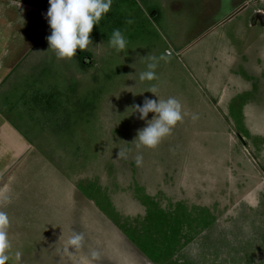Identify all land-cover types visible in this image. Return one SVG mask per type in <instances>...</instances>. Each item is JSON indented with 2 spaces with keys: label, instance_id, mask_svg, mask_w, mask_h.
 <instances>
[{
  "label": "rangeland",
  "instance_id": "1",
  "mask_svg": "<svg viewBox=\"0 0 264 264\" xmlns=\"http://www.w3.org/2000/svg\"><path fill=\"white\" fill-rule=\"evenodd\" d=\"M159 6L112 1L77 49L88 64L55 55L47 20L18 21L33 26L17 34L22 49H6L22 61L0 92L19 99L7 118L30 142L0 164L13 264H153L120 227L140 233L149 210L165 218L154 234L178 235L164 264H264V0ZM150 57L155 78L141 82ZM169 97L187 115L154 148L137 147L154 113L142 120L133 106ZM74 234L83 241L68 249Z\"/></svg>",
  "mask_w": 264,
  "mask_h": 264
},
{
  "label": "clouds",
  "instance_id": "2",
  "mask_svg": "<svg viewBox=\"0 0 264 264\" xmlns=\"http://www.w3.org/2000/svg\"><path fill=\"white\" fill-rule=\"evenodd\" d=\"M47 10L48 24L51 35L47 37L49 48L58 58L71 59L76 56V50L86 51L92 44L89 34L94 25H99L102 17L110 10L112 0H48ZM22 19V18H21ZM23 20V19H22ZM109 46L117 53L126 49L127 41L121 31L113 30L109 40ZM163 59V57H161ZM147 70L139 73L141 82L151 81L155 78L157 58L150 57ZM148 91L156 94L155 88ZM132 112H139L140 119H145L149 112L154 113L147 126L139 130L136 135L137 147L145 146L154 148L163 137L171 133L177 122L182 121L183 116L180 102L169 97L166 100L145 99L142 106H133ZM141 158L137 157V164ZM7 202V201H5ZM9 218L6 213L0 211V264H13L12 244L8 234ZM83 241L82 234H74L67 241V248L71 246L78 249ZM16 257L19 253H15Z\"/></svg>",
  "mask_w": 264,
  "mask_h": 264
},
{
  "label": "crops",
  "instance_id": "3",
  "mask_svg": "<svg viewBox=\"0 0 264 264\" xmlns=\"http://www.w3.org/2000/svg\"><path fill=\"white\" fill-rule=\"evenodd\" d=\"M125 1L133 4H159L160 6L155 8L156 11H164L167 9H174L173 11H185V8L182 7L185 0ZM167 3L170 4V8L166 5ZM49 6L48 0H0V92L7 83L12 82L11 79L13 75H15V69L17 70L21 63V58L17 60V58L13 57V53L7 54L5 51L8 47L13 48L14 43L16 47L22 49L23 43H18L20 40L17 34H22L24 30L27 31L33 26H28L26 28L24 25H19L18 21L22 18L23 20H21L23 22V14L26 13V15L28 14V17L36 19L35 22L37 23L38 28L40 25H46L44 20H47L48 22L46 14ZM139 10L144 18H152V14L142 12V8H139ZM40 18L43 22L39 25ZM15 96H19L18 93ZM2 99L4 100V98H0V157L2 155H4V157L0 158V164L2 163V165H4V163H14L19 157L25 154L28 146H30V142L26 139V136L23 135L20 126H18L12 119H8L7 112L17 113V110L19 112V108L22 107L19 106V99H14L12 101L4 100V102Z\"/></svg>",
  "mask_w": 264,
  "mask_h": 264
},
{
  "label": "trees",
  "instance_id": "4",
  "mask_svg": "<svg viewBox=\"0 0 264 264\" xmlns=\"http://www.w3.org/2000/svg\"><path fill=\"white\" fill-rule=\"evenodd\" d=\"M78 54H82L78 53ZM149 213L152 216L151 220L153 224L145 226V229L142 230L140 233H136L132 231V229L128 227L120 226L126 236L130 239V241L146 256V258L152 262L153 264H164V261H167V257H169V253L173 250V245L177 242V236L172 235L168 236L167 234H162L159 238L156 234L155 229L158 227L155 225L157 223H162L165 218L161 215L159 211L156 210H149ZM150 216H148L150 220ZM163 218V220H162ZM207 224L205 223L203 226L205 227Z\"/></svg>",
  "mask_w": 264,
  "mask_h": 264
},
{
  "label": "water",
  "instance_id": "5",
  "mask_svg": "<svg viewBox=\"0 0 264 264\" xmlns=\"http://www.w3.org/2000/svg\"><path fill=\"white\" fill-rule=\"evenodd\" d=\"M76 52L79 53L78 50H76ZM89 60H90L89 57L86 56V55H83V56L81 57V63H82V64H88V63H89Z\"/></svg>",
  "mask_w": 264,
  "mask_h": 264
}]
</instances>
